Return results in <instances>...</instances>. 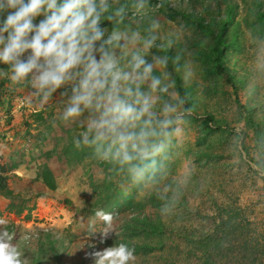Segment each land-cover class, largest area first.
Returning a JSON list of instances; mask_svg holds the SVG:
<instances>
[{
	"label": "rangeland",
	"instance_id": "374dc122",
	"mask_svg": "<svg viewBox=\"0 0 264 264\" xmlns=\"http://www.w3.org/2000/svg\"><path fill=\"white\" fill-rule=\"evenodd\" d=\"M162 2L167 6L157 8ZM150 3L153 10L147 16L130 11L121 27L142 30L151 19H159L165 31L180 25L186 29L191 53L187 58L195 74L187 89L179 74L176 80L178 90L191 93L195 114L174 150V170L188 160L196 165L193 190L199 196H188L177 216L162 219L155 198L151 203L134 188L125 194L119 178H109L108 165L91 159L90 150L74 147L73 137L80 129L56 120V97L41 108L35 98L27 102L28 86L0 77V174L14 195L15 208H23L19 215L7 212L8 201L0 196V219L15 233L29 264H95L94 252L120 240L142 246L145 253H136L135 264H264V149L259 145L264 136V71L254 64L257 41L264 40V0ZM182 13L192 14L208 28L185 21ZM221 25L223 71L217 72L210 52ZM241 107L249 110L248 117ZM206 117L211 118L207 128L202 125ZM237 130L244 139L242 148L234 143ZM43 169L52 176L51 190L42 182ZM124 197H129V204L119 212L115 204ZM97 208L118 214L116 234L104 243L98 233L89 235L92 226H103L94 216ZM135 214L154 221L155 231L141 226L136 233L125 231L123 221ZM223 232L231 240L228 252L220 246ZM25 234L30 236L27 241ZM206 234L212 241L204 244ZM243 236L253 247L247 252L250 258L234 255L232 241ZM203 252L211 254L210 263Z\"/></svg>",
	"mask_w": 264,
	"mask_h": 264
},
{
	"label": "clouds",
	"instance_id": "9594fccd",
	"mask_svg": "<svg viewBox=\"0 0 264 264\" xmlns=\"http://www.w3.org/2000/svg\"><path fill=\"white\" fill-rule=\"evenodd\" d=\"M152 10L150 0H0V65L6 66L0 77L28 86L27 102L35 98L41 108L56 97V120L80 129L74 147L108 165L109 178L118 177L125 194L134 188L155 198L167 220L188 196H199L196 165L188 160L174 170V150L195 114L191 93L181 94L176 76L187 89L195 73L183 25L165 31L151 19L142 30L121 27L130 11L143 18ZM254 64L264 71V40L257 41ZM243 142L237 130L234 143L242 148ZM259 145L264 149V136ZM117 215L97 208L103 226H92L89 235L98 233L104 243L116 234ZM15 241L0 219V264H29ZM93 256L95 264L137 259L135 247L123 242Z\"/></svg>",
	"mask_w": 264,
	"mask_h": 264
},
{
	"label": "trees",
	"instance_id": "16d2710c",
	"mask_svg": "<svg viewBox=\"0 0 264 264\" xmlns=\"http://www.w3.org/2000/svg\"><path fill=\"white\" fill-rule=\"evenodd\" d=\"M166 5L167 6V2H162L160 3V5ZM168 8V7H167ZM169 9V8H168ZM169 11H171L169 9ZM167 17L169 18H172L173 15L172 14H167ZM181 17L185 20V21H190L192 23H196V27L200 28V29H207L208 26L203 23V21L201 20H198L197 18H194L192 14H187V13H182L181 14ZM223 31H224V26L221 25L217 31V33L214 35V46L212 47L211 49V52H210V56H212L211 58V62L213 63V67H214V70H216L217 72H222L223 71V64H222V61H221V58H222V55H223V51H224V40L222 38V34H223ZM179 91L181 92V94H183L182 90L179 89ZM243 113L248 117L249 115V110L245 109L244 107H241ZM211 118L210 117H206L202 120V125L204 127L207 128L209 122H210ZM45 170L43 172V176H41V179H42V182L43 184L45 185V187L49 190L53 189V179H52V176L49 174L48 170L46 169H43ZM0 196L2 198H4L5 200L8 201L6 207H5V210L9 213H13L14 215H19L23 208L22 207H18V208H15L14 204H13V199H14V195L12 194V192L7 188V185L5 183V180L3 178V176L0 174ZM129 197H124V199L122 200V202L118 203V204H115V207L117 209V211L121 212V211H124L125 208H127V204H129ZM150 202L152 203L153 202V199L150 200ZM123 228L125 231H128L130 233H136L138 232V230H140V227L138 226H141L143 227V230L147 231V232H153L155 231L156 227L154 226V221L150 220V218L148 217H145L144 215L141 216L139 214H135L133 216H130L128 219H125L123 221ZM223 228L225 230H228L227 226H223ZM243 228L242 226L240 227V229H236L235 232H238V231H241ZM247 236H249V231L246 232ZM229 234L227 232H223L221 234L222 237V240L220 242V246L222 247V250L223 251H229V248H230V241L227 236ZM245 235V236H246ZM243 236V238H235L233 239L232 243L235 244V248L236 249V253L234 255H239L241 258H245L247 257V252L248 251H251L250 249H252L253 251V247L249 246V242H247V238ZM240 237V236H239ZM242 239H243V242H242ZM212 241V238H211V235L210 234H206V236L204 237L203 239V242L204 244H207V243H210ZM120 242H123V240H120ZM119 242V243H120ZM225 242H229L227 248H225L224 244ZM123 243H127L128 242H123ZM139 243H135V244H131V242L128 244L130 247L131 246H134L135 247V252L140 255V254H144L145 251H142V246H139L138 245ZM248 247V248H247ZM250 247V248H249ZM204 255L206 256V260L208 263L211 262V254H208V252H203ZM250 258V255L248 256ZM255 257V256H254ZM253 260L255 261L256 258H253Z\"/></svg>",
	"mask_w": 264,
	"mask_h": 264
}]
</instances>
